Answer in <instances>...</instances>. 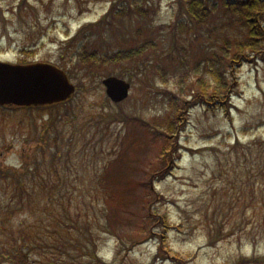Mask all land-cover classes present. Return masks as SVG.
I'll return each mask as SVG.
<instances>
[{"label": "rangeland", "instance_id": "374dc122", "mask_svg": "<svg viewBox=\"0 0 264 264\" xmlns=\"http://www.w3.org/2000/svg\"><path fill=\"white\" fill-rule=\"evenodd\" d=\"M110 2L0 0V61H43L68 67L74 76L71 81L78 84L71 109L79 118L111 116L108 112L119 107L136 117L129 127L115 122L107 124L109 129L104 132L100 130L107 120L99 119L98 134L88 133L76 142L86 151L63 148L58 162L67 160L62 170L66 179L63 176L54 181L62 190L52 201V212L68 220V229L58 228L48 245L32 251L29 264H45V257H54L58 264H99L97 258L106 264L176 263L159 248L170 249L172 257L177 252L186 258L185 263L177 264H264L257 262L264 261V58L255 57L238 67L228 115L218 107L207 110L193 106L181 115L178 129L165 141L162 135L147 131L142 121L165 114L168 105L163 91L176 92L182 87L187 93L186 86L195 79L191 65L208 54L210 42L185 44L182 53L186 58L181 65L190 63V67L184 71L169 66L165 84L148 70L144 73L149 76H133L128 98L116 106L106 97L101 80L88 81L77 74L71 48L64 44L81 26L100 19ZM155 11L147 25L157 28V36L162 38L165 31L161 26L174 19L175 0H156ZM117 25L119 31L104 39L89 33V45L111 51L125 44L136 22L124 20ZM160 60L167 64L165 53ZM46 121L44 111L0 108V163L18 166L22 148L29 151L35 146L34 125L38 129ZM92 134L97 143L95 159L90 152ZM107 139L120 149L117 161L111 153H99ZM165 142L178 147L179 158L163 178L166 165L158 158ZM106 156L109 160L104 170L101 165ZM56 169L61 175L59 164ZM156 171L154 189L162 200L149 204L154 195L146 192L145 183ZM35 193L37 202L47 201L40 190ZM147 204L167 217L171 227L166 233L146 222ZM21 219L39 222L49 217L37 210ZM158 252L160 257L155 261ZM88 254H96V258Z\"/></svg>", "mask_w": 264, "mask_h": 264}, {"label": "trees", "instance_id": "16d2710c", "mask_svg": "<svg viewBox=\"0 0 264 264\" xmlns=\"http://www.w3.org/2000/svg\"><path fill=\"white\" fill-rule=\"evenodd\" d=\"M155 3L156 0H116L105 16L79 29L64 44L73 49L71 58L75 60V71L82 73L87 80L94 81L113 73L114 69H119V76L131 80L135 75L149 76L144 73L148 70L165 84L169 66L184 71L190 67V63L181 65L182 59L186 58L182 53L185 44L200 46L206 41L210 42L208 54L191 65L190 72L195 75V79L186 86L187 93L182 87L176 92L163 91L168 105L165 114L142 121L147 130L162 135L167 141L178 129L181 123L179 121H182L181 115H185L193 106L207 109L218 107L228 115L227 105L233 93L238 67L255 57L264 58V0H175L174 19L161 26L165 31L161 34L162 38L157 36V28L150 29L147 25L156 13ZM124 20L136 22L134 32L125 44L112 51L89 45V33L95 32L100 39H104L110 32H118L120 25L117 24ZM219 30L220 33H216ZM161 53L167 56V64L160 60ZM174 53H177L176 57H173ZM71 108L72 104L68 103L64 112L50 113L40 131L34 125L38 145L29 151L24 148L18 167L0 163V262L29 264V254L32 252L30 249H40L41 244L48 245L47 240L55 237L58 228L68 229V220L57 217L52 212L55 211L52 201L62 189L51 186L50 183L57 177L60 179L57 164L61 167V173L63 167L68 165L66 159L58 162L62 148L72 149L79 131L84 132L90 128L89 133L96 136L99 119L107 120L103 132L109 129L107 124L117 122L129 127L136 120V117L122 109L108 112L111 116L103 114L98 118H79ZM65 126L70 127L69 136L63 135ZM95 144L97 143L94 142L90 147L91 156H97ZM109 148L113 149V146L110 145ZM83 150L82 147L81 151ZM177 152L178 147L174 143L170 147V142H165L161 158L171 164L178 158ZM152 181L153 178L150 177L146 184L148 194L155 196L149 204L162 200L151 187ZM37 189L47 198L43 204L35 200ZM149 204L145 213L146 222L166 233L171 227L167 217L153 211ZM37 210L49 219L39 222H26L21 219L25 213L34 214ZM43 232L45 234L40 235ZM53 246L57 247L56 244ZM159 251L166 257L171 254L170 249L159 248ZM88 255L96 258V254ZM173 255L176 264L179 261L186 262V259ZM43 261L45 264H58L54 257H45ZM97 261L103 264L101 259L97 258ZM257 262L264 261L259 259Z\"/></svg>", "mask_w": 264, "mask_h": 264}, {"label": "water", "instance_id": "95a60500", "mask_svg": "<svg viewBox=\"0 0 264 264\" xmlns=\"http://www.w3.org/2000/svg\"><path fill=\"white\" fill-rule=\"evenodd\" d=\"M106 94L118 102L127 96L129 84L116 77L104 79ZM74 90L56 67L36 63L11 65L0 62V104L31 105L66 99Z\"/></svg>", "mask_w": 264, "mask_h": 264}]
</instances>
